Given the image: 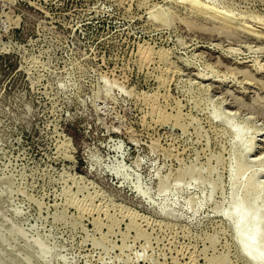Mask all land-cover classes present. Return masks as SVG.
I'll return each instance as SVG.
<instances>
[{
  "label": "rangeland",
  "instance_id": "rangeland-1",
  "mask_svg": "<svg viewBox=\"0 0 264 264\" xmlns=\"http://www.w3.org/2000/svg\"><path fill=\"white\" fill-rule=\"evenodd\" d=\"M254 189L264 0H0V264H254Z\"/></svg>",
  "mask_w": 264,
  "mask_h": 264
},
{
  "label": "bare ground",
  "instance_id": "bare-ground-1",
  "mask_svg": "<svg viewBox=\"0 0 264 264\" xmlns=\"http://www.w3.org/2000/svg\"><path fill=\"white\" fill-rule=\"evenodd\" d=\"M236 136L240 137L239 134H236ZM249 151H251V148L249 149ZM237 165H238V163H237ZM242 165L239 164V166H242ZM242 169L245 170V167ZM237 170L240 171V168ZM243 172L244 171L241 170L239 174H241ZM181 175L183 177V176H185V173L183 172ZM238 176H241V175H238ZM236 182H234V184ZM241 187H242L241 185L233 186L234 189H233L232 196L230 198L231 202H237L239 200V197L242 196L241 193H243V195H246L247 193L249 194L251 192L250 189H248V190L244 189L245 191L242 192L243 190ZM250 187H252V186H250ZM255 191L258 193V195L256 194L257 195L256 198H255V195L254 196L251 195L252 196V197H250L251 201L249 202V204H247V206L246 205L245 206L244 205H237L235 207V209H233V211H231L234 214L229 213L230 211L225 212V215H227V216H228V214L232 215V216L234 215L235 218L237 219L238 223L241 224L243 227V229L238 232L239 237H241L243 240H247V242H249V244L251 245V247H243L242 248L243 253L244 254L246 253V255H247V252H250V251L252 252L253 251L252 248L255 249L256 246L260 243V241L262 242V240H260V238L262 239V237H263L262 230L260 228V222L262 219H264V208H262V209L258 208V206H257V199L258 198L257 197L258 196L260 197L261 192H260V190L254 189V193H255ZM255 212H258V213H255ZM250 213H251V215H250ZM256 250H257L256 254H252V255H254V257L251 255H250V257H253L252 263L255 262L258 264V263H260V258L261 257L264 258V252L261 251L262 249H260V250L256 249Z\"/></svg>",
  "mask_w": 264,
  "mask_h": 264
}]
</instances>
